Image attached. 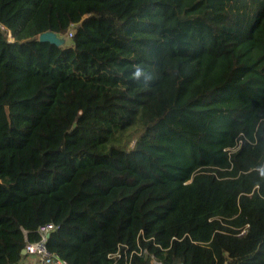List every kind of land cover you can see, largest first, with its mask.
<instances>
[{
  "label": "trees",
  "instance_id": "trees-1",
  "mask_svg": "<svg viewBox=\"0 0 264 264\" xmlns=\"http://www.w3.org/2000/svg\"><path fill=\"white\" fill-rule=\"evenodd\" d=\"M48 223L67 264H264V0H0V264Z\"/></svg>",
  "mask_w": 264,
  "mask_h": 264
},
{
  "label": "built area",
  "instance_id": "built-area-1",
  "mask_svg": "<svg viewBox=\"0 0 264 264\" xmlns=\"http://www.w3.org/2000/svg\"><path fill=\"white\" fill-rule=\"evenodd\" d=\"M54 230L55 226L51 223L39 226L36 230L38 239L34 242L26 241L25 256L34 260L35 264H67L64 260L50 254L46 249L47 238ZM24 235H26V232H24Z\"/></svg>",
  "mask_w": 264,
  "mask_h": 264
},
{
  "label": "rangeland",
  "instance_id": "rangeland-1",
  "mask_svg": "<svg viewBox=\"0 0 264 264\" xmlns=\"http://www.w3.org/2000/svg\"><path fill=\"white\" fill-rule=\"evenodd\" d=\"M8 40L12 41V37L9 34ZM91 108L92 105L90 104L89 97L82 96L76 108L64 118V125L66 130H69L74 125V123L77 122L78 118L83 116L85 112ZM133 144V142L131 145L129 144L128 148H132Z\"/></svg>",
  "mask_w": 264,
  "mask_h": 264
},
{
  "label": "water",
  "instance_id": "water-1",
  "mask_svg": "<svg viewBox=\"0 0 264 264\" xmlns=\"http://www.w3.org/2000/svg\"><path fill=\"white\" fill-rule=\"evenodd\" d=\"M37 39L40 42H48V43L54 44L56 46H62L65 42L63 38H59L57 35H55L52 32L42 33L38 36ZM21 254H22V256H25V250H23Z\"/></svg>",
  "mask_w": 264,
  "mask_h": 264
},
{
  "label": "crops",
  "instance_id": "crops-1",
  "mask_svg": "<svg viewBox=\"0 0 264 264\" xmlns=\"http://www.w3.org/2000/svg\"><path fill=\"white\" fill-rule=\"evenodd\" d=\"M19 264H35V261L26 256Z\"/></svg>",
  "mask_w": 264,
  "mask_h": 264
},
{
  "label": "clouds",
  "instance_id": "clouds-1",
  "mask_svg": "<svg viewBox=\"0 0 264 264\" xmlns=\"http://www.w3.org/2000/svg\"><path fill=\"white\" fill-rule=\"evenodd\" d=\"M136 75H137V76H139V75H140V73H139V72H137V73H136Z\"/></svg>",
  "mask_w": 264,
  "mask_h": 264
}]
</instances>
